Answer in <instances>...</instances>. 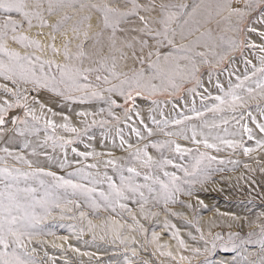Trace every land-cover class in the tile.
Wrapping results in <instances>:
<instances>
[{"label":"rangeland","instance_id":"1","mask_svg":"<svg viewBox=\"0 0 264 264\" xmlns=\"http://www.w3.org/2000/svg\"><path fill=\"white\" fill-rule=\"evenodd\" d=\"M82 2H107L111 7L122 10L130 7L129 4L124 3V0H82ZM146 2L147 0H140V3ZM161 2L167 3L168 0H156L157 4ZM199 2L202 7L190 25L193 34L188 37V40L199 38L201 47L197 50L208 54L209 63L198 64L200 71L198 79L202 87L196 89L197 94L195 96L191 91L183 90L167 98L159 93L152 97L145 94L135 99V106L129 104L132 112L139 111L140 114L133 116L129 113L130 119L127 122L124 121L123 109L113 106L114 115L120 118V122L117 123L113 117L108 115L105 101L91 98H87L84 103L78 100L69 101L59 94L62 92L67 94L65 86L59 84L57 91L46 88L30 90L26 93L27 102L31 103L33 98L37 101L36 104L32 105L36 109L37 116H41L40 106H46L49 110L45 114L46 118L54 120L57 127L45 129L44 118L42 117L38 124L39 130L32 131V122L29 118L28 125H20L21 128L29 129L24 136L14 135L11 131L14 126L11 123L7 125L5 133H0V149L7 146L15 155H22L31 162L28 164L18 161L14 156L6 155L0 151V157L3 158L0 159V167L19 168L24 173H32L36 169L42 168L44 172H52L56 176H63L75 183L97 188V191L91 195L81 192L74 194L71 190L64 192L63 189H49V185L54 183L51 176L38 174L29 176L27 181L20 180L19 187L37 189L38 198L43 197L46 190L51 192L47 204L48 215L38 225L36 229L38 234L32 238L33 242L28 248L30 252L33 247L36 248V251L32 252V256L37 264H202L205 258H207L208 264H264V233L261 232V229L264 228V170H262L264 169V150H261L254 140L249 141L246 135L243 137L244 143L253 149L247 155L239 148L233 150L222 144L218 138L224 140L240 138L234 133L240 132L241 125H237L232 120V116L236 115L238 118V114L229 113L226 110L211 111L213 104L218 103L214 99L215 96L223 95L227 88L238 83L237 77L243 81V74L251 76L253 67L252 64L245 65L243 63L244 57L239 53H232L231 60L225 57L223 62H217L213 52L220 51L218 47L220 37L228 34L229 21L224 19L227 13L216 14L214 6L217 0H199ZM65 15L69 19L64 20L58 29L53 30L51 25L61 20ZM141 15L147 14L142 12ZM84 16H89L90 19H82ZM45 18L48 22L46 26L41 27L38 21L33 20L31 28L25 23L17 32V34L26 35L30 39L38 40L41 48L13 41L11 32L6 38L7 47L21 55L34 53L33 58L38 56L41 61L53 60L56 63H70L79 67L81 66V59L65 60L64 45L66 41H70L67 43L68 51L75 54L78 51L77 44L83 39L82 33L84 31H87L89 36L102 32L101 36L96 37L95 46L90 43L85 45L84 50L87 52V57L83 58V67H97L98 62L103 57H109V63H111L110 58L113 56L116 57L117 71L130 73L134 67H139V64L134 65L131 59H123L120 56L118 49H121L122 45L119 38L123 37L125 33H117V44L114 49H110L108 39L110 32L103 30L99 13L90 11L88 8L82 10L65 8L50 16L45 13ZM13 19L20 20L21 17L14 15ZM139 26L141 25L138 19L122 25L125 29ZM74 28L80 30L81 35L79 37L73 31ZM197 28L198 31L195 30ZM53 35L56 37L55 41L51 38ZM128 35H135V33H128ZM187 42V40L177 39V43ZM53 44L57 49H60L59 53H53L52 48L49 47ZM203 45H207V47ZM123 51L130 54L129 49L123 48ZM248 58L251 59L252 57L249 56ZM252 63L257 68L260 67L256 59H253ZM39 64L40 61H37V74H39ZM51 72L59 78L55 65H53ZM103 74V72L86 73L91 84L89 91L102 90L108 87L107 84L95 79L96 75ZM253 79H259V74ZM116 82L113 81V83ZM217 82L224 87L218 90L213 86ZM4 83L6 81L0 78V85ZM243 86L246 91L249 87L254 88L255 84L253 80H248L243 82ZM22 87L31 89L30 84L22 85ZM184 87L190 88L191 85L185 84ZM240 94L245 93L241 92ZM7 98L10 101L13 99L10 96ZM21 103L24 101L22 100ZM250 103L253 105L250 110L254 116L258 117L261 109H264V98L257 97V100L250 101ZM257 103L260 104V107H256ZM101 108H104L105 112H100ZM80 111H86L88 115L86 117L75 115ZM196 111L201 112L202 115L196 116ZM9 112L18 114L21 118L24 116L23 110L20 109L13 108ZM61 115L67 116L69 118L67 123L81 130L87 127L81 122L83 120H87L88 124H91L93 120H105L107 123L103 127L99 124H92L91 127H87L86 134L81 135L74 144L62 150L52 146L53 139H73L76 134L58 127V125L65 123L61 119ZM184 117H191V119L184 120L181 125L172 124L173 119H183ZM153 118L158 121L167 118L168 123L167 125L161 123L157 126L153 123ZM141 120L154 130L155 135L151 137L154 142L162 143L171 139L185 149H192L191 153L186 151L183 158H180V154L167 147L163 150L149 147L147 151L154 160H159L163 156L174 161V164L164 165L155 171L139 160H130V153L133 149L142 148L149 139L146 134L137 138L134 132H130V128L138 125L140 130L144 132L143 125L139 124ZM224 120H227L228 123L224 124ZM245 122L251 127L257 121H248L245 118ZM213 125L215 126L213 127ZM161 128L164 129L163 132L160 131ZM119 130H122L123 142ZM193 130H195L197 140L207 138L209 143L216 144L220 150L218 151L216 148L207 149L202 143H194L191 138ZM181 132L183 135L179 134ZM168 133L173 135L169 136ZM49 137L53 139H48ZM45 141H47L46 145L39 147ZM25 142L30 143L31 146L24 148ZM129 144L132 145V148L128 147ZM73 147L77 149V152L94 151L97 155L87 158L78 156L71 151ZM201 152L217 157V160L210 165L211 179L206 183L197 185L192 196L178 194V200H183L184 203H168L167 209L171 213L178 214L171 215L169 211L165 210L163 201L155 204L152 199L153 196L162 195L164 190L156 183L155 179L145 181L144 176H153L168 184L170 177L163 175L165 171L183 177V172L178 165H184L191 170V165L195 163L194 157H197L198 153ZM107 160H114L116 165L122 167L105 166ZM204 163L206 164L207 161ZM93 164L97 167H89ZM246 165L247 167H245ZM129 167L136 169L140 175L135 176L133 173H129L127 171ZM85 174H89L87 179L84 178ZM122 174L125 177H131L135 184H150L156 189L153 193H149L147 188L141 189L147 198L145 213H140L137 204L126 200L120 202L128 203L132 213H121L118 205L115 213L103 207L104 202L99 196V191H104L106 195L111 193L105 177H112L116 185L120 187ZM93 178L103 182L94 184ZM41 180L44 181L43 185L40 183ZM197 198L202 204L197 202ZM93 201L100 204L101 207L99 209L93 208ZM189 203L192 207H187ZM149 211L152 215H148ZM37 212L44 215L42 208L38 207ZM81 212L84 213L83 216L80 215ZM133 214L143 225V232L133 231L129 227L120 228L113 223L115 220L119 221L120 224L132 225L133 221L130 216ZM189 220L192 221L191 224L187 223ZM166 224L175 225L176 229H179V236L183 238L185 244L190 248H200L201 254L196 255L182 249L178 240L172 235L174 229L166 227ZM197 229L203 232L205 241H211L216 234H220L222 239L215 242V248L212 247L211 243L205 245L204 241L199 239L200 232ZM153 232L159 236L158 243L163 245L162 247H157V243L152 242ZM189 233L197 237L195 242L192 241ZM230 233L238 235L229 239ZM205 247L210 251H205ZM133 249L136 252L135 256L132 254ZM168 252H171L176 259L166 255ZM161 253H165V255H161ZM180 256L187 257V259L180 260Z\"/></svg>","mask_w":264,"mask_h":264},{"label":"snow or ice","instance_id":"2","mask_svg":"<svg viewBox=\"0 0 264 264\" xmlns=\"http://www.w3.org/2000/svg\"><path fill=\"white\" fill-rule=\"evenodd\" d=\"M125 4H129L130 7L126 9L111 7L107 2L101 3H83L82 0H0V78H3L6 83L0 85V133H5L7 125L11 123L14 127L11 129L14 135L24 136L28 128H21L20 125H28L29 118L32 122L31 130L38 131V124L41 118H44V127L55 128L57 125L54 120L47 119L46 113L49 111L46 106L41 105V116H37L36 109L32 106L37 103L33 98L32 102H27L28 98L26 93L30 90L51 88L52 91H57V85L63 84L65 86V92L59 93L63 95L65 99L72 101L78 100L84 103L87 98L99 99L105 101L107 104V113L113 117L117 123L120 122V118L116 117L113 112V106L122 108L124 111V121L127 122L130 119L129 113L133 116H138L140 113L132 112V108L129 107L131 103L133 106L137 97L147 94L152 97L157 93L164 95L166 98L173 96L180 90L191 91L195 96L196 89L202 87L199 82L200 71L198 64L209 63L207 59V53L204 51H198L201 47L199 38L188 40V37L193 34V29L190 25L194 22V18L198 15L202 5L199 0H168L167 3H156V0H147L146 3H140V0H124ZM65 8L72 9H84L88 8L90 11H95L100 15V21L103 26V30L110 32L108 39L110 41V49H114L117 44V33H125L120 39L122 45L120 56L123 59H131L135 64H139V67H134L129 72L117 71L116 57H111V63H109V57H103L98 62L97 67H83V58L87 57V52L84 50L86 44H92L95 46L97 43L96 37L101 36L102 32L96 33L94 36H89L87 31L82 33L83 39L77 44V53L72 54L68 51L66 41L64 45V57L66 61H71L74 58L81 59V66L77 67L70 63H56L53 60L41 61L40 57L32 54L21 55L15 50L9 49L6 44V38L9 33H12L11 39L23 44H31L36 48H41V44L38 40L30 39L23 34H17L18 29L23 27L26 23L29 28L33 26V20L39 22L41 27L47 25L45 13L49 16L61 11ZM216 14L226 12L225 20L229 21L227 36L222 35L220 37V43L218 47L219 52H213V56L217 58V62L221 63L227 57L232 59V53H239L244 57L243 63L245 65L252 64L253 71L251 76L243 74V81L237 77L238 83L233 84L231 87L224 91L223 95L215 96V100L218 103L213 104L211 111H223L226 110L229 113L238 114L232 116V120L237 125H241L240 132L234 133L239 135V139L224 140L218 138L222 144L235 150L241 149L245 155L253 151L249 148L243 140L246 135L249 141H255L257 146L264 150V109H261L257 116H254L250 110L253 105L250 101L257 100V97L264 98V0H217L214 6ZM147 15H141V13ZM14 15H19L20 20L13 19ZM69 19L65 15L61 20L53 23L51 27L56 30L60 27L64 20ZM82 19H90L89 16H84ZM138 19L140 22L139 27H130L125 29L122 27L124 24H128L133 20ZM198 31L199 29H195ZM73 31L76 36L81 35L78 28H74ZM128 33H135V35H128ZM52 40L55 41L56 37L53 35ZM177 39L181 41L187 40V43H177ZM207 47V45H203ZM52 48L53 53H59L60 49H57L54 44L49 45ZM123 48L129 49V53H125ZM247 54V55H245ZM252 58L249 59L248 57ZM253 59H256L260 65L259 68L252 63ZM40 61L39 74H37L36 62ZM55 65L56 71L59 73V78L55 73L51 72V69ZM47 68V70H46ZM100 73L103 75H96L95 79L101 81L103 84H107L108 87L102 90L89 91L91 84L86 73ZM234 74V73H233ZM259 74V79H253ZM117 81L113 83V81ZM253 80L255 87H249L244 90L243 82ZM84 81V83H81ZM31 85V89L22 87V85ZM191 85L190 88H185L184 85ZM218 90L224 87L218 82L213 85ZM244 92L245 94H240ZM79 93V95H76ZM12 97L10 101L7 97ZM203 98V97H202ZM24 103H21V101ZM256 107H260L257 103ZM23 110L24 116L21 118L18 114H12L10 109ZM175 110V109H173ZM105 112L104 108L99 110ZM79 117H86L88 113L86 111H80L75 113ZM95 115V113H93ZM196 116H201L199 111L195 112ZM245 118L248 121H257L249 127V124L245 122ZM61 119L65 121L58 125V127L65 129L69 132L75 133L76 136L73 139H63L49 137L53 139V147H59L65 149L67 146L72 145L80 138L81 135L87 133V127H91L92 124H99L103 127L107 121L93 120L91 124H88L87 120L81 121L86 124L83 130L77 127L71 126L68 121V117L61 115ZM191 119V117H184L183 119H173V125H181L184 120ZM153 123L159 126L161 123L167 125L168 121L165 118L163 121H158L153 118ZM224 124L228 121L224 120ZM143 125L144 132L140 130V126L130 128V132H134L137 138H141L142 135L149 137L148 142L143 147L134 148L130 153V160H139L142 164L148 167H152L153 170L161 169L164 165L174 164L173 159L167 157H161L159 160L154 158L148 153L149 147L158 148L163 150L165 147L169 148L175 153L180 154V158H183L184 153L187 151L191 153L192 149H185L180 144L171 139H167L162 143L154 142L151 137L155 135L154 130L144 124V121L139 122ZM215 125H213L214 127ZM164 131L163 128L160 129ZM121 141H124L122 130H119ZM183 135V133H179ZM167 135H173L168 133ZM192 140L196 144H203L205 148H216L220 150L216 144L209 143L208 139L203 140L196 139L195 130H193ZM44 144H40L39 147H44ZM30 143L25 142L24 148L30 147ZM132 148V145H128ZM3 153L9 156H14L18 161L30 164L31 162L26 160L22 155H15L9 147L5 146L0 149ZM73 153L82 157H92L97 155L94 151L77 152V149L73 147L71 149ZM35 152V149H33ZM47 155V153H44ZM0 159H3L0 157ZM66 159V157H65ZM195 163L189 167L184 165H178L179 169L183 172V177L177 176L175 173L164 172L163 175L170 177V182L165 184L163 181L149 175L144 176L145 181L156 180V183L164 190L162 195L153 196V202L155 204L161 203L167 209V204L172 202L184 203L183 200H178L179 195L192 196L195 188L199 184L206 183L211 179L210 165L213 161L217 160V157L206 155V153H198L197 157H194ZM204 161H207L205 164ZM79 163V161H76ZM223 163V161H220ZM122 167L116 165L114 160L105 161V166ZM89 167H97L93 164ZM247 167V165L245 166ZM222 170V169H221ZM264 170V169H262ZM129 173H133L135 176H139L140 173L136 169L127 168ZM43 174L51 176L54 179V183L49 185V189H63L64 192L71 190L72 193L81 192L91 195L97 191V188L87 187L84 184L75 183L71 179H65L63 176H56L52 172H44V170L36 169L32 173L21 172L19 168L9 169L8 167H0V264H37L32 252L36 251V248H32L31 252L28 250L29 245L33 242L32 238L37 235L38 225L48 215V197L51 195L49 190L45 191L43 197L38 198L36 195L37 189L32 187L20 188L19 182L21 179L27 181L29 176H36ZM76 174V173H74ZM89 174H85V179ZM108 183V188L111 189V193L106 195L104 191H99V196L103 200V207L111 212L117 211V205L121 213H132V209L128 203H121V200L135 203L139 207L140 213H145V204L147 198L142 188H147L149 193L156 191L150 184H135L131 177H125L123 174L120 176L121 186L118 187L113 181L112 177H105ZM94 184H100L103 181L93 178ZM43 185L44 181H40ZM127 192V195H126ZM138 196V198H137ZM59 199V197H56ZM197 202L201 203L197 198ZM44 209V215H40L37 212V208ZM57 207L59 205L57 204ZM79 207V205H77ZM92 207L99 209L100 204L95 201L92 202ZM187 207H192L189 203ZM171 215H178L177 213H171ZM84 215L83 212L80 213ZM148 215H152L149 211ZM130 218L133 221L132 225L120 224L119 221L113 220V223L120 228L129 227L133 231L143 232V225L139 223L135 214ZM147 218V216H145ZM187 223L191 224L189 220ZM168 228L174 229L172 235L178 240L180 247L184 250L201 254L200 248L188 247L183 238L179 236V229H176L175 225L166 224ZM200 232L199 239L204 241L205 245L212 244L215 248V242L222 239L220 234H216L211 241L204 240V234ZM264 233V228L261 229ZM211 234V233H210ZM236 233H230L229 239L236 236ZM192 241H196L197 237L189 233ZM134 239V238H133ZM159 236L153 232L152 242L157 243V247H162L158 243ZM123 242V241H122ZM40 243V242H37ZM205 251H210L207 247ZM133 256L136 255L135 250H132ZM165 255V253H161ZM166 255L176 259L172 256L171 252ZM180 260H185L187 257L180 256ZM202 264H208L207 258Z\"/></svg>","mask_w":264,"mask_h":264}]
</instances>
